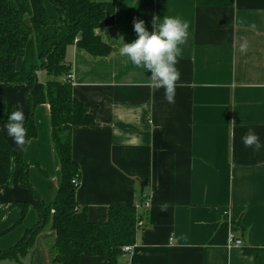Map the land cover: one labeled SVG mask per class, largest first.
Masks as SVG:
<instances>
[{
  "label": "crops",
  "instance_id": "1",
  "mask_svg": "<svg viewBox=\"0 0 264 264\" xmlns=\"http://www.w3.org/2000/svg\"><path fill=\"white\" fill-rule=\"evenodd\" d=\"M96 1L115 4L112 22L96 31L113 51L93 57L72 44L66 54L73 94L96 117L95 124L71 131L81 171L78 205L92 221H107L113 205L138 207L135 244L120 264H258L245 249H264V151L246 148L242 137L251 129L264 141V0ZM47 9L57 16L50 2ZM165 15L190 26L174 104L151 86L147 70L119 55L124 41L137 38L134 20L151 31L153 19ZM40 77L48 79L45 71ZM0 97L21 107L27 121L26 84H0ZM34 120L36 135L22 158L33 188L50 204L61 170L48 103L36 107ZM4 124L15 156L19 146ZM18 174L15 168L0 186V252L14 248L39 221L32 191L19 184ZM21 202L30 206L19 223ZM231 232L241 246L229 244ZM55 237L48 224L25 257L0 258V264H53ZM80 264L108 262L83 255Z\"/></svg>",
  "mask_w": 264,
  "mask_h": 264
},
{
  "label": "trees",
  "instance_id": "2",
  "mask_svg": "<svg viewBox=\"0 0 264 264\" xmlns=\"http://www.w3.org/2000/svg\"><path fill=\"white\" fill-rule=\"evenodd\" d=\"M48 2L54 6L56 17L49 14ZM114 14V2L0 0V84L28 86L31 106L25 122L26 140L36 135V107L44 103L50 105L61 170L57 197L53 203L47 204L33 188L29 166L22 158L28 144L19 147L14 156L0 129V186L8 184L18 168V182L32 191L33 205L39 212L37 225L28 230L14 248L0 252V258L25 257L48 224L56 233L51 245L53 264H80L83 255L99 256L108 264H120L122 248L135 244L141 218L135 204L113 205L107 221H92L87 209L81 208L76 200L81 171L72 155L71 131L76 125L95 124L96 117L73 94L67 48L76 44L93 57L108 56L113 48L96 31L104 25L108 15L113 18ZM20 60L23 65L19 69ZM41 71L46 72L47 80L41 79ZM14 110L13 105L0 97V124L6 123ZM19 205L22 207L21 223L30 203L21 202ZM245 251L254 256L258 264H264V249L246 248Z\"/></svg>",
  "mask_w": 264,
  "mask_h": 264
},
{
  "label": "clouds",
  "instance_id": "3",
  "mask_svg": "<svg viewBox=\"0 0 264 264\" xmlns=\"http://www.w3.org/2000/svg\"><path fill=\"white\" fill-rule=\"evenodd\" d=\"M133 23L137 38L131 42L124 41L119 48V55L136 68L147 70L153 82L151 86L155 90L163 89L164 99L169 104H174L181 77L177 63L182 54L181 46L189 37L188 22L176 16H156L152 21L151 31L143 20H134ZM247 47V43L241 44L240 51H246ZM24 121L23 109L18 106L9 114L3 126L19 147L31 142L30 139L26 140ZM242 142L246 148H252L255 152L264 151V141L251 129L242 137Z\"/></svg>",
  "mask_w": 264,
  "mask_h": 264
},
{
  "label": "built area",
  "instance_id": "4",
  "mask_svg": "<svg viewBox=\"0 0 264 264\" xmlns=\"http://www.w3.org/2000/svg\"><path fill=\"white\" fill-rule=\"evenodd\" d=\"M76 41H77V39H76ZM69 77L71 78L72 76L69 75ZM76 184H78V183H76ZM145 204L148 207L150 205V203L148 201ZM229 244L233 245V246H241L242 245V240L240 238H238L234 232H231L230 235H229ZM133 247H134V245H126V246H124L122 248L123 253L131 252L133 250Z\"/></svg>",
  "mask_w": 264,
  "mask_h": 264
},
{
  "label": "water",
  "instance_id": "5",
  "mask_svg": "<svg viewBox=\"0 0 264 264\" xmlns=\"http://www.w3.org/2000/svg\"><path fill=\"white\" fill-rule=\"evenodd\" d=\"M112 19H113V18H112L111 16L108 15V16L106 17L105 21H104V24H105V25H109V24L112 22Z\"/></svg>",
  "mask_w": 264,
  "mask_h": 264
}]
</instances>
